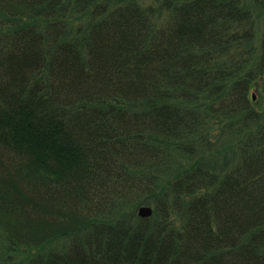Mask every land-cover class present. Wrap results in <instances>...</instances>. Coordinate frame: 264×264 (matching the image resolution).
<instances>
[{"label":"trees","instance_id":"trees-1","mask_svg":"<svg viewBox=\"0 0 264 264\" xmlns=\"http://www.w3.org/2000/svg\"><path fill=\"white\" fill-rule=\"evenodd\" d=\"M253 3L0 0V240L23 264H264Z\"/></svg>","mask_w":264,"mask_h":264},{"label":"rangeland","instance_id":"rangeland-1","mask_svg":"<svg viewBox=\"0 0 264 264\" xmlns=\"http://www.w3.org/2000/svg\"><path fill=\"white\" fill-rule=\"evenodd\" d=\"M252 4L253 0H248ZM254 4V3H253ZM255 16L257 17L258 24L260 25V30L264 28V8H261V6L254 4L253 6ZM263 26V27H262ZM255 97H257L258 93L254 90ZM264 103V102H263ZM221 132V131H220ZM227 132V131H226ZM223 133L221 136V140L218 142V146H225V148H228L230 145H233L235 141L237 140V137L229 134V133ZM231 155L228 156V159L226 162L235 160L233 151L227 149ZM224 161V158L221 156L220 158H217V163L221 165ZM225 164V163H224ZM65 243V239H59L54 240L52 242V246L60 247L63 246ZM35 253V250H17L13 251V249H10L7 245H5V242L3 240H0V264H23L33 256Z\"/></svg>","mask_w":264,"mask_h":264},{"label":"water","instance_id":"water-1","mask_svg":"<svg viewBox=\"0 0 264 264\" xmlns=\"http://www.w3.org/2000/svg\"><path fill=\"white\" fill-rule=\"evenodd\" d=\"M255 98V95H253ZM138 213L142 217H150L153 214V208L151 206L143 205L139 208Z\"/></svg>","mask_w":264,"mask_h":264}]
</instances>
